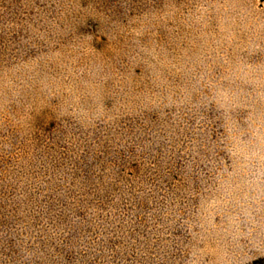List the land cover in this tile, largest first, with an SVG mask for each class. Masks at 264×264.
Masks as SVG:
<instances>
[{"label": "rangeland", "instance_id": "1", "mask_svg": "<svg viewBox=\"0 0 264 264\" xmlns=\"http://www.w3.org/2000/svg\"><path fill=\"white\" fill-rule=\"evenodd\" d=\"M264 257V0H0V264Z\"/></svg>", "mask_w": 264, "mask_h": 264}, {"label": "trees", "instance_id": "2", "mask_svg": "<svg viewBox=\"0 0 264 264\" xmlns=\"http://www.w3.org/2000/svg\"><path fill=\"white\" fill-rule=\"evenodd\" d=\"M249 264H264V257L257 258Z\"/></svg>", "mask_w": 264, "mask_h": 264}]
</instances>
